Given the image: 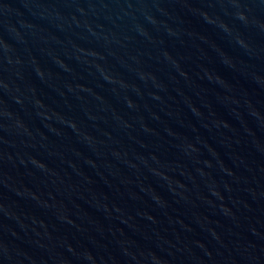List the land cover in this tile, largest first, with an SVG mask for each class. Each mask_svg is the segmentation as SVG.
Wrapping results in <instances>:
<instances>
[{
	"label": "water",
	"instance_id": "obj_1",
	"mask_svg": "<svg viewBox=\"0 0 264 264\" xmlns=\"http://www.w3.org/2000/svg\"><path fill=\"white\" fill-rule=\"evenodd\" d=\"M0 264H264V0H0Z\"/></svg>",
	"mask_w": 264,
	"mask_h": 264
}]
</instances>
